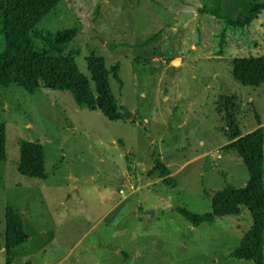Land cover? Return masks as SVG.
I'll list each match as a JSON object with an SVG mask.
<instances>
[{
	"label": "rangeland",
	"instance_id": "obj_1",
	"mask_svg": "<svg viewBox=\"0 0 264 264\" xmlns=\"http://www.w3.org/2000/svg\"><path fill=\"white\" fill-rule=\"evenodd\" d=\"M261 1L221 0L220 7L236 17ZM180 3L197 11L172 13ZM213 3L64 0L36 25L76 28L66 52H77L89 80L88 54L103 57L109 71L118 62L120 82L111 76L110 86L123 117L80 107L70 91L42 79L34 93L0 86L7 155L0 160V264L6 206L22 214L28 235L13 264H264L232 257L251 225L247 209L199 226L175 210L208 213L213 193L248 179L237 153L224 149L225 103L241 134L257 127V116L264 126V81L242 85L231 74L235 58H264V10L245 29L226 28L220 49L223 22L198 12ZM35 139L46 179L29 171ZM154 158L176 187L149 173Z\"/></svg>",
	"mask_w": 264,
	"mask_h": 264
},
{
	"label": "trees",
	"instance_id": "obj_2",
	"mask_svg": "<svg viewBox=\"0 0 264 264\" xmlns=\"http://www.w3.org/2000/svg\"><path fill=\"white\" fill-rule=\"evenodd\" d=\"M64 0H0V36L3 46L0 49V86L11 84L20 86L28 93H34L37 80L42 79L53 87H64L71 92L75 103L80 106L95 107L109 120L123 117L110 86V77L120 82L119 64L106 68L103 57L90 53L86 57V66L90 80L78 69L73 55L76 51L66 52L76 36L75 27L49 31L38 30L36 25ZM211 8L202 7L199 13H209L223 22L220 31L219 47L223 48L225 29L228 27L245 29L264 10V1L252 5L245 13L231 17L221 7V0H214ZM152 38L145 41L149 43ZM35 40L42 46L37 47ZM231 74L242 85L258 87L264 81V58H235L231 65ZM225 121L228 140L224 149H232L240 157L246 168L248 179L244 186L234 188L226 185L210 196L211 211L195 214L185 207H176L193 226L202 223L212 224L217 217L239 216L247 209L251 225L244 233L232 257L237 260L253 261L263 256L264 246V126L258 116L257 127L241 134L235 125L233 116L225 103ZM5 126L0 124V160H6ZM30 174L38 179H46L44 170V147L38 139L29 143ZM157 172L162 183L176 187L177 184L168 166L158 158L150 174ZM28 238L22 214L11 206L5 207L3 228V254L5 264H13L15 249Z\"/></svg>",
	"mask_w": 264,
	"mask_h": 264
},
{
	"label": "water",
	"instance_id": "obj_3",
	"mask_svg": "<svg viewBox=\"0 0 264 264\" xmlns=\"http://www.w3.org/2000/svg\"><path fill=\"white\" fill-rule=\"evenodd\" d=\"M180 11H190V12H196L197 11V7L196 6H191V5H184L182 3H180L176 9H172L171 12L178 14Z\"/></svg>",
	"mask_w": 264,
	"mask_h": 264
},
{
	"label": "crops",
	"instance_id": "obj_4",
	"mask_svg": "<svg viewBox=\"0 0 264 264\" xmlns=\"http://www.w3.org/2000/svg\"><path fill=\"white\" fill-rule=\"evenodd\" d=\"M263 259H264V250H263V256H262V258H260V259H256V260H258V261H261V260H262V263H264ZM253 261H254V260H253Z\"/></svg>",
	"mask_w": 264,
	"mask_h": 264
}]
</instances>
